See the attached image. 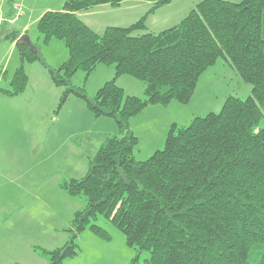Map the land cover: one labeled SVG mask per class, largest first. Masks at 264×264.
Here are the masks:
<instances>
[{
    "label": "trees",
    "instance_id": "1",
    "mask_svg": "<svg viewBox=\"0 0 264 264\" xmlns=\"http://www.w3.org/2000/svg\"><path fill=\"white\" fill-rule=\"evenodd\" d=\"M124 1L65 0L60 10L43 13L37 28L45 41L56 38L68 50L57 68L34 48L19 47L21 57L41 61L62 88L58 106L76 96L118 129L99 144L82 177L60 183L84 200L64 244L34 251L46 264H61L77 254L85 227L107 238L92 223L102 216L129 247L148 253L144 264H264V0H199L177 24L156 33L146 31V17L171 0H144L151 6L138 20L100 34L77 15ZM218 58L250 84V94L227 97L218 112L195 116L187 126L172 124L164 147L136 160L130 118L150 104L187 102L200 73ZM99 63L113 65L115 76L89 96L71 77ZM122 74L143 82V97L124 93L115 82ZM11 84L10 95L25 87L21 68Z\"/></svg>",
    "mask_w": 264,
    "mask_h": 264
},
{
    "label": "rangeland",
    "instance_id": "2",
    "mask_svg": "<svg viewBox=\"0 0 264 264\" xmlns=\"http://www.w3.org/2000/svg\"><path fill=\"white\" fill-rule=\"evenodd\" d=\"M64 1L0 0V138L12 142L0 150V226L8 221L10 227L7 237L0 236V264L47 263L34 247L53 249L63 245L73 213L84 207L83 198L60 187L62 179L82 177L103 139L118 134L112 118L94 116L76 96L69 95L58 106L62 88L54 84L47 68L38 59L20 56L19 47L23 45L37 50L50 67L57 68L66 60L64 43L56 38L45 41L37 28L41 15L60 10ZM140 1L133 10L125 8L131 3L120 8H100L109 12L96 18L92 14L99 8H94L83 11L79 18L100 34L106 26L138 20L147 12V1ZM153 12L148 19L156 18L150 16ZM150 20L147 24L145 21L147 29L157 32L159 29ZM21 36L25 43L19 45ZM18 68L26 76V85L10 95L5 91L13 89L11 80ZM114 76L113 65L99 63L89 74L78 69L71 78L92 96ZM115 82L125 94L144 96L143 82L132 76L119 75ZM250 92V84L218 58L200 73L187 102L150 104L130 118V128L137 137L134 158L145 160L162 149L172 124L187 126L195 116L218 112L227 97L244 99ZM18 216L22 226L15 220ZM92 223L102 227L107 238L85 227L76 238L77 254L65 257L61 264H129L133 259L135 264H144L148 253L138 254L129 247L122 232L110 221L97 216Z\"/></svg>",
    "mask_w": 264,
    "mask_h": 264
},
{
    "label": "crops",
    "instance_id": "3",
    "mask_svg": "<svg viewBox=\"0 0 264 264\" xmlns=\"http://www.w3.org/2000/svg\"><path fill=\"white\" fill-rule=\"evenodd\" d=\"M199 0H171L170 3L161 6L159 8H157L150 16H155L156 18L150 20L148 19L149 17L147 16V20L146 24L148 22V20L151 21V23L153 24V27L159 30H156L157 32L164 30L166 28H168L169 26L175 25L177 24L185 15L186 13L198 2ZM139 2H141L140 0H126L124 2H122L118 7L120 8L123 4H128L131 3L129 5H126L125 8H127V10H133L135 8H137V4H139ZM146 2V1H145ZM147 4V9L146 11L149 9V7L151 6L150 2H146ZM168 6H172L171 9H164L167 8ZM115 8V7H111L108 5H100V6H96L94 8H99L96 9V11L92 14L94 16L97 15L96 18H99V16L101 14L107 13L109 11H106L105 9H100V8ZM117 7V8H118ZM92 8V9H94ZM91 10V9H89ZM159 11L158 15L157 12ZM83 11L81 12H77V15L79 16L80 14H82ZM87 12V11H84ZM83 12V13H84ZM90 12V11H89ZM132 14V13H131ZM81 19V18H80ZM120 20V19H119ZM135 22V21H134ZM85 23V22H84ZM133 23V22H131ZM130 23V24H131ZM170 23V24H169ZM129 24H123V25H113V26H127ZM89 26V25H88ZM90 28H92L91 26H89ZM147 25H146V30L149 31L147 29ZM93 29V28H92ZM151 32V31H150ZM156 33V32H155ZM12 142H10L9 140H4L2 138H0V150L4 147V146H10ZM19 215V214H18ZM2 219V217L0 216V220ZM15 220L20 223L19 225L22 226V221L21 218L18 216L17 218H15ZM9 223L7 221V223H4L0 226V236H5L7 237L9 235ZM3 239H0V244L2 245ZM4 243L8 246L9 243L6 242V240L4 241ZM35 252V251H34ZM36 253V252H35ZM38 256L39 254L36 253Z\"/></svg>",
    "mask_w": 264,
    "mask_h": 264
},
{
    "label": "water",
    "instance_id": "4",
    "mask_svg": "<svg viewBox=\"0 0 264 264\" xmlns=\"http://www.w3.org/2000/svg\"><path fill=\"white\" fill-rule=\"evenodd\" d=\"M23 43H25V41H24V36H21V37L19 38V40H18V44L21 45V44H23Z\"/></svg>",
    "mask_w": 264,
    "mask_h": 264
},
{
    "label": "built area",
    "instance_id": "5",
    "mask_svg": "<svg viewBox=\"0 0 264 264\" xmlns=\"http://www.w3.org/2000/svg\"><path fill=\"white\" fill-rule=\"evenodd\" d=\"M16 7H18V6H16Z\"/></svg>",
    "mask_w": 264,
    "mask_h": 264
}]
</instances>
